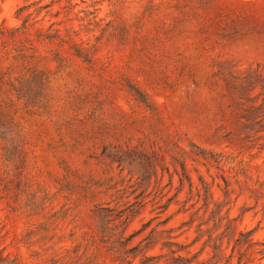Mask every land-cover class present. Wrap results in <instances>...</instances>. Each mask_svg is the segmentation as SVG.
Segmentation results:
<instances>
[{"label": "rangeland", "instance_id": "obj_1", "mask_svg": "<svg viewBox=\"0 0 264 264\" xmlns=\"http://www.w3.org/2000/svg\"><path fill=\"white\" fill-rule=\"evenodd\" d=\"M29 14L35 55L0 52V77L53 78L35 106L3 95L31 141L30 191L46 201L0 199L7 253L264 264V0H0V25ZM105 148L155 150L163 168L143 182ZM249 231L258 244L234 252Z\"/></svg>", "mask_w": 264, "mask_h": 264}, {"label": "trees", "instance_id": "obj_2", "mask_svg": "<svg viewBox=\"0 0 264 264\" xmlns=\"http://www.w3.org/2000/svg\"><path fill=\"white\" fill-rule=\"evenodd\" d=\"M53 3L41 6L40 9H48ZM25 9L23 7L18 10V19L21 18ZM30 18V14L25 15L22 26L18 28H7L5 23L0 25V52L11 47L19 52L22 58H26L27 53L30 54L29 57H34L36 47L30 37V28L32 27V25H28ZM45 39L51 40L52 36H46ZM77 55L81 57V54ZM52 84L53 78L43 72L36 71L30 73V76L14 80L0 77V199L20 203L25 197L27 199L24 201L25 207H29V201H32L34 206L42 205V202L44 205L46 201V197L39 195L40 192L30 191L31 184L26 169L30 159L31 141L15 121L9 102L3 98V95L8 96L11 93L18 101L23 100L27 106H35L37 99L42 96L40 90L50 88ZM102 155L110 163H117L122 171L128 168L130 173L137 172L139 179L143 182H150L152 177H157V168L162 167L161 163L164 161V157L159 158L155 150L147 152L138 148L131 150L105 148ZM117 218L123 219V212L118 213ZM122 224L126 225V220H123ZM6 227L5 221L0 219V264H22L17 256L12 257L10 253H7L9 245L6 243L9 239V231ZM125 230L126 227L121 234H124ZM33 232L31 231V234H34ZM253 234L254 231L241 233L233 247L234 252L237 249L241 250L244 246L251 248L257 245L258 243L253 242ZM20 243V240L14 238L10 245L17 247ZM259 252L263 253L264 250Z\"/></svg>", "mask_w": 264, "mask_h": 264}]
</instances>
